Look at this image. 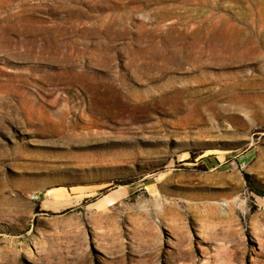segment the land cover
<instances>
[{
    "label": "rangeland",
    "instance_id": "374dc122",
    "mask_svg": "<svg viewBox=\"0 0 264 264\" xmlns=\"http://www.w3.org/2000/svg\"><path fill=\"white\" fill-rule=\"evenodd\" d=\"M0 264H264V0H0Z\"/></svg>",
    "mask_w": 264,
    "mask_h": 264
},
{
    "label": "crops",
    "instance_id": "0c3cea01",
    "mask_svg": "<svg viewBox=\"0 0 264 264\" xmlns=\"http://www.w3.org/2000/svg\"><path fill=\"white\" fill-rule=\"evenodd\" d=\"M107 199H109V193L106 196V201H107L106 206L109 207V202ZM107 216H109V214H107ZM105 227L106 228L104 229V231L106 230L109 233V223L105 224Z\"/></svg>",
    "mask_w": 264,
    "mask_h": 264
},
{
    "label": "built area",
    "instance_id": "2783aa9c",
    "mask_svg": "<svg viewBox=\"0 0 264 264\" xmlns=\"http://www.w3.org/2000/svg\"><path fill=\"white\" fill-rule=\"evenodd\" d=\"M31 198H32L33 200H38V199H39V195H38V194H32V195H31Z\"/></svg>",
    "mask_w": 264,
    "mask_h": 264
},
{
    "label": "bare ground",
    "instance_id": "6f19581e",
    "mask_svg": "<svg viewBox=\"0 0 264 264\" xmlns=\"http://www.w3.org/2000/svg\"><path fill=\"white\" fill-rule=\"evenodd\" d=\"M210 24V23H209ZM207 35V34H206ZM225 37V36H224ZM208 46V45H207ZM114 197H112L111 199H113ZM225 215V214H224ZM216 223V222H215ZM149 229V231L151 230V227H149L148 228ZM144 231H148V230H144ZM141 239V238H140ZM186 252V251H185ZM184 253V252H183ZM230 255V254H229ZM229 262H231V261H229Z\"/></svg>",
    "mask_w": 264,
    "mask_h": 264
},
{
    "label": "trees",
    "instance_id": "16d2710c",
    "mask_svg": "<svg viewBox=\"0 0 264 264\" xmlns=\"http://www.w3.org/2000/svg\"><path fill=\"white\" fill-rule=\"evenodd\" d=\"M211 158H209V160H210Z\"/></svg>",
    "mask_w": 264,
    "mask_h": 264
}]
</instances>
